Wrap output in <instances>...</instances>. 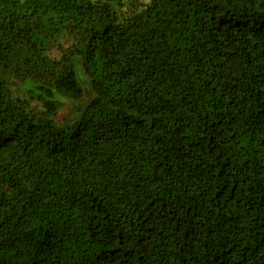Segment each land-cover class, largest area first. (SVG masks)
Instances as JSON below:
<instances>
[{
  "label": "trees",
  "instance_id": "1",
  "mask_svg": "<svg viewBox=\"0 0 264 264\" xmlns=\"http://www.w3.org/2000/svg\"><path fill=\"white\" fill-rule=\"evenodd\" d=\"M125 6L0 0V264H264V0Z\"/></svg>",
  "mask_w": 264,
  "mask_h": 264
},
{
  "label": "rangeland",
  "instance_id": "2",
  "mask_svg": "<svg viewBox=\"0 0 264 264\" xmlns=\"http://www.w3.org/2000/svg\"><path fill=\"white\" fill-rule=\"evenodd\" d=\"M95 1V0H93ZM97 1H109L112 3L113 7L119 11L120 14H124L126 10V4L135 5L137 9L142 8L148 0H97ZM53 55L57 56V53L53 52ZM67 102L63 103V106L59 109L57 114V120L61 121L65 116L68 115L69 110L67 108ZM69 106V105H68Z\"/></svg>",
  "mask_w": 264,
  "mask_h": 264
}]
</instances>
